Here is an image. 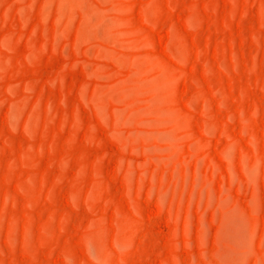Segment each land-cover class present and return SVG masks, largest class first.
I'll list each match as a JSON object with an SVG mask.
<instances>
[{
  "label": "rangeland",
  "instance_id": "rangeland-1",
  "mask_svg": "<svg viewBox=\"0 0 264 264\" xmlns=\"http://www.w3.org/2000/svg\"><path fill=\"white\" fill-rule=\"evenodd\" d=\"M0 264H264V0H0Z\"/></svg>",
  "mask_w": 264,
  "mask_h": 264
}]
</instances>
